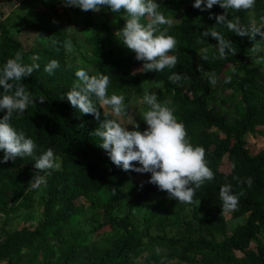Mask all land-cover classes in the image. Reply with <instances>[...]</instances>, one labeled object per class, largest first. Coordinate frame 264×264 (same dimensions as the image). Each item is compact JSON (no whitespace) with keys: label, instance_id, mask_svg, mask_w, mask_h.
<instances>
[{"label":"trees","instance_id":"obj_1","mask_svg":"<svg viewBox=\"0 0 264 264\" xmlns=\"http://www.w3.org/2000/svg\"><path fill=\"white\" fill-rule=\"evenodd\" d=\"M156 2L158 10L173 19L171 26L161 29L168 28L177 41L169 53L177 56L176 65L158 73L141 71L143 62L120 41L123 10L114 13L102 7L99 19L93 10L43 0L41 8H31L29 19H21L23 28L37 33L31 45L2 28L0 64L17 52L23 63L36 58L40 64L30 77L11 82L23 84L34 98L11 123L34 140L36 155L52 148L61 168L48 170L46 184L33 189L30 183L38 170L32 157L0 163V264H264V150L253 155L246 147V137L264 127V63H256L264 57L260 41L264 38L240 37L215 25L209 12L226 11L218 5L201 12L192 6L194 0ZM70 11L81 18L82 34L91 46L82 57L83 65L94 68L93 75L109 76L107 94L124 97L126 114L148 85L159 86L158 100L175 109L189 141L204 148L213 179L201 184L191 204L170 199L148 182L150 173L125 171L111 162L99 147L100 138L92 134L105 114L118 119L108 106L97 103L96 119L94 114H81L64 97L76 79L78 67L71 65L68 53L77 42L68 35L64 20L54 22L51 17L68 20ZM235 16L243 26L258 22L264 16V0H256L249 10H228L229 19ZM212 28L232 42L234 54L220 58L215 39L200 37ZM69 41L70 50L65 46ZM53 59L60 66L49 75L43 68ZM173 72L183 79L172 83L168 77ZM210 73L216 75L215 84L209 81ZM146 127L145 122L140 124L141 131ZM226 164L228 172L223 169ZM248 178L251 186L244 182ZM224 184L239 197L233 211L222 212L219 189ZM155 196L159 199L144 215L145 227L140 230L135 221ZM80 199L89 205L87 217ZM35 209L43 217L37 221L32 217ZM226 213L233 219L246 217V222L229 234ZM21 218L34 225L10 228ZM153 228L163 234L152 236ZM169 228L175 231L172 236L167 234ZM252 242L258 251L250 249Z\"/></svg>","mask_w":264,"mask_h":264},{"label":"clouds","instance_id":"obj_2","mask_svg":"<svg viewBox=\"0 0 264 264\" xmlns=\"http://www.w3.org/2000/svg\"><path fill=\"white\" fill-rule=\"evenodd\" d=\"M65 6H74L83 11H99L108 7L112 12L125 13L124 27L119 31L123 45L135 53V58L142 61L143 72H162L165 68H172L177 63V56L169 53L175 50L177 41L168 34V28L161 29V25L171 26L173 19L166 17L158 10L156 0H62ZM256 0H194L193 7L201 12L218 5L226 10L222 14L209 12V18L215 19V25H223L229 32L244 37L255 38L257 34L264 38V16L259 21H253L248 26L240 23L239 16L228 18V10H249L254 7ZM201 38L215 39L216 50L220 58L234 54L232 42L215 28L206 29L200 33ZM260 41H264L261 39ZM71 49V42L65 45ZM255 50V49H253ZM206 51V50H205ZM23 63L22 55L17 52L0 64V112H5L0 118V163L15 161L18 157H32L34 168L38 171L30 183L33 189H39L46 184L48 170H59L61 160L54 154L52 148L36 155L37 145L31 137L23 131H18L11 123L13 116L23 115L29 104L34 102L31 93L19 82L39 70L40 64ZM256 63H264V57ZM59 61L50 60L43 68L49 75L59 68ZM75 80L69 91L64 94L67 101L81 114H94L100 118L97 103L108 106L115 117L126 114L127 105L124 97L115 93L108 95L109 76L103 73L90 75L85 68H78ZM210 83L217 82L215 73L208 74ZM168 79L177 83L183 77L173 72ZM227 82V81H225ZM40 102L45 101L39 97ZM147 109L142 112V119L146 123L145 130H140L138 123L132 130L128 129L118 119H109L105 114L100 126L92 134L100 138L99 147L106 151L111 162L122 170H133L138 173H150L149 183L156 185L159 190L166 191L170 199L191 204L195 191L205 180H212L213 173L205 161V150L202 146H194L187 138L184 124L175 115V109L167 102L158 100L155 92L146 91L141 99ZM132 162H137V167ZM40 173H44L41 175ZM251 186L252 179L244 181ZM194 185V187L190 186ZM222 202V212L233 211L238 206L239 197L232 191L230 184H224L219 189ZM159 251V250H157Z\"/></svg>","mask_w":264,"mask_h":264},{"label":"rangeland","instance_id":"obj_3","mask_svg":"<svg viewBox=\"0 0 264 264\" xmlns=\"http://www.w3.org/2000/svg\"><path fill=\"white\" fill-rule=\"evenodd\" d=\"M61 1V0H59ZM194 3V2H193ZM192 3V4H193ZM33 6L41 8L43 6V0H0V34L2 32V28L4 27L6 30L9 31L10 34H13L16 36V39L20 40L25 46L31 45L33 41L37 37V33H34L28 29L23 28L21 25V19H29L30 17V11ZM102 8L99 11H93L95 16L99 19H101V13ZM49 14L51 11H48ZM104 13L106 11L103 10ZM54 22H60L64 20V23H66V31L68 35H70L72 38L76 39L77 44L73 46V48L69 51L70 56V63L74 67L78 68H85L89 71L90 75H93L94 68L92 67H85L82 62V57L84 55H87V51L91 49V46L85 41V38L82 34V20L81 18H78L70 11L69 13V19H61L58 16L52 14V17ZM176 23L179 22V19L175 21ZM159 86H156L154 84L148 85L146 91L155 92L157 95ZM136 99V98H135ZM142 98H137L135 101L132 102L130 105V108L128 110V114H123L120 117H117L125 126L131 123H138L139 125L143 123L142 119V112L147 109V106L144 105L141 101ZM108 109V107H106ZM111 112V111H110ZM112 113V112H111ZM112 115H114L112 113ZM129 130H132L134 125H128L127 126ZM259 133L257 135L249 134L246 137V147L250 149L251 153L253 155H256L261 150H264V127H259ZM223 169L225 171H229V165H224ZM143 175H139V179H142ZM159 197L155 196L151 199V201L146 205V208L144 211L141 212L139 215V219L135 221V224L142 230L145 225L143 222V217L147 213V211H150L153 206H155L156 202L158 201ZM86 208V214L85 216H89L91 214L90 208H88V204L85 203L84 199H80L79 203H83ZM92 210V209H91ZM226 220L228 224V233L232 234L233 230L240 224H244L246 222V217L240 218V219H233L231 213H226ZM34 219L37 221L42 217V214L40 210L35 209L33 211ZM25 218L21 219H15L13 223L11 224L12 229H21L24 226H33L34 222L26 223ZM143 222V223H142ZM152 236L162 235L163 233L158 232L156 228H153L150 230ZM174 230L169 228L167 230V234L169 236H172L174 234ZM220 240H222V237H219ZM250 249L254 251H258L257 244L255 242H252L250 245ZM164 249H162L163 251ZM238 256H243L240 252L237 253Z\"/></svg>","mask_w":264,"mask_h":264}]
</instances>
